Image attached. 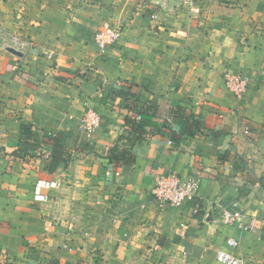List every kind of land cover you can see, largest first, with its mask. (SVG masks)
Instances as JSON below:
<instances>
[{
  "label": "crops",
  "instance_id": "obj_1",
  "mask_svg": "<svg viewBox=\"0 0 264 264\" xmlns=\"http://www.w3.org/2000/svg\"><path fill=\"white\" fill-rule=\"evenodd\" d=\"M103 23L121 33L100 51ZM13 35L33 44L22 57ZM58 130L71 158L48 171L43 134ZM115 146L132 161H110ZM166 172L196 181V212L157 204ZM39 179L60 181L45 201ZM227 238L264 264V0H0V264H222Z\"/></svg>",
  "mask_w": 264,
  "mask_h": 264
},
{
  "label": "built area",
  "instance_id": "obj_2",
  "mask_svg": "<svg viewBox=\"0 0 264 264\" xmlns=\"http://www.w3.org/2000/svg\"><path fill=\"white\" fill-rule=\"evenodd\" d=\"M121 33V28L117 25L110 23H103L97 29L94 35V42L100 51L105 50L107 47L115 43ZM4 46H12L15 49L24 52L33 44L30 40L21 38L18 35L10 36L2 43ZM246 84V79L239 76H232L228 85L229 88L239 94ZM135 121H141L142 116L138 113L133 117ZM100 117L94 109H86L80 119V129L90 134L99 126ZM245 132H247L245 130ZM74 154V153H73ZM60 186L59 180H44L39 179L33 187V198L35 201H45L49 198V189L57 188ZM197 183L192 178L182 179L173 172H166L157 175L154 185L151 188V194L156 200L157 204L161 207L172 206L179 207L185 203H192L193 210L196 212L199 209V204L195 201V191ZM222 219L224 223L230 224L235 221L241 222V214L238 211H230L224 209L222 211ZM246 229V226H244ZM238 242L234 238L226 239L227 249H221L216 252V260L222 264H244L241 257L231 253L228 248H236Z\"/></svg>",
  "mask_w": 264,
  "mask_h": 264
},
{
  "label": "trees",
  "instance_id": "obj_3",
  "mask_svg": "<svg viewBox=\"0 0 264 264\" xmlns=\"http://www.w3.org/2000/svg\"><path fill=\"white\" fill-rule=\"evenodd\" d=\"M110 95V93L108 94ZM127 93L122 91H118L115 96L118 97H126ZM179 109V107L177 108ZM142 116V114H141ZM173 117H175L173 115ZM125 128L127 131L131 133H137L136 137L127 136L129 140H138L140 138L141 133L143 132L142 128H140V121H135L132 118L125 117L124 118ZM68 135V131L58 130L55 133H44L43 140L49 142L48 146L50 148L49 152V165L48 171H53L59 163H64L65 165L69 162V158H71V151L67 152L65 145L63 144L64 138ZM131 138V139H130ZM39 146L38 139H30L23 144L22 149L25 152H31L33 149L35 150ZM20 151H15L11 154L9 159V165L14 160L16 156L19 155ZM107 157L110 161L114 163H130L132 161L133 155L130 150L126 148H119L117 146L113 147L108 153Z\"/></svg>",
  "mask_w": 264,
  "mask_h": 264
},
{
  "label": "water",
  "instance_id": "obj_4",
  "mask_svg": "<svg viewBox=\"0 0 264 264\" xmlns=\"http://www.w3.org/2000/svg\"><path fill=\"white\" fill-rule=\"evenodd\" d=\"M6 50L14 55H17L19 57H22L23 56V53L17 49H15L14 47L12 46H7L6 47Z\"/></svg>",
  "mask_w": 264,
  "mask_h": 264
}]
</instances>
